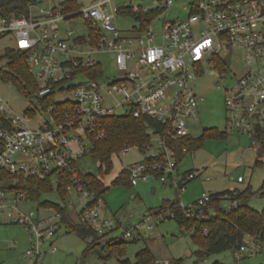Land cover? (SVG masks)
Returning a JSON list of instances; mask_svg holds the SVG:
<instances>
[{
	"label": "built area",
	"instance_id": "built-area-1",
	"mask_svg": "<svg viewBox=\"0 0 264 264\" xmlns=\"http://www.w3.org/2000/svg\"><path fill=\"white\" fill-rule=\"evenodd\" d=\"M112 1L95 0L75 11H64L27 0L26 11L17 14L6 8L5 0H0V39L11 37L12 47L23 53L28 72L37 82L34 95L41 99L64 90L72 94V99L59 102L60 108L51 104L44 107L47 120L36 128L29 125L33 115L25 111L15 114L0 98V113L5 118L0 124V219L25 227L30 241L26 257L41 259V243L53 237L62 223L57 210L46 217L19 209L18 202L31 201L23 191L15 189L21 179L49 175L54 186L67 180V207H73L79 220L96 232L110 233L120 224L101 214L102 199L90 203L93 193L82 185L76 165L92 150L94 141L105 136L103 118L129 114L151 118L162 125V132L150 130L158 137L157 154L149 155L152 160L144 157L132 163L127 170L131 185L150 175L165 184V174L172 175L177 169L167 140L190 135L187 121L196 119L203 100L194 92L192 82L208 65L212 73H223L227 59L234 53L240 55L241 63L238 75L232 76L234 85L225 89V130L247 135L253 149L264 153V0H187V16L175 20L164 16L160 33L154 32L152 24L167 11L172 0H155L152 7L163 8V12L135 34L119 30L114 18L125 6L112 5ZM131 7L134 11L149 9ZM75 17L85 23L86 34L74 36L71 28L61 26ZM85 47L88 50L84 51ZM109 51L115 53L121 75L103 84L102 74L91 78L85 71L99 64L90 59L92 54ZM107 96H114L115 102L106 103ZM130 148L139 150L134 145L121 152ZM185 177L193 178L194 173ZM180 180L179 189L183 187ZM237 181L241 182L242 177ZM5 182L9 186L4 187ZM209 199V193H204L195 204L202 206ZM186 214L197 217L193 211ZM52 218L55 221L50 222ZM148 219L147 216L134 228L125 229L123 236H131ZM262 247L246 235L234 254L240 259ZM155 263L170 264L167 260Z\"/></svg>",
	"mask_w": 264,
	"mask_h": 264
},
{
	"label": "rangeland",
	"instance_id": "rangeland-1",
	"mask_svg": "<svg viewBox=\"0 0 264 264\" xmlns=\"http://www.w3.org/2000/svg\"><path fill=\"white\" fill-rule=\"evenodd\" d=\"M28 1H34L41 6L50 4L60 7L70 0ZM74 1L80 8L95 0ZM154 1L113 0L112 5L152 8ZM186 5L187 0H172L167 11L152 24L154 32L160 33L164 16L168 20L185 18L188 14ZM114 22L125 33L132 27L139 26L130 14L116 15ZM62 25L71 28L74 36L87 33V27L79 17L71 18ZM13 43L9 36L0 39V68L6 67L7 59L4 57V52L6 48L12 47ZM83 49L88 50L86 47ZM234 54L227 59V68L223 73H212L211 66L208 65L204 73L192 82L194 92L203 97V100L199 103L196 119L187 121V129L191 137H200L204 129L214 128L217 131L226 129L225 89L234 85L232 76L238 75L241 63L240 55ZM115 58L116 55L112 51L91 55L90 59L99 62L102 68L100 83L106 84L121 75L116 67ZM0 98L7 101L15 114L32 110L33 118L29 125L33 128L47 120L41 100L35 95L25 96L19 93L11 82L0 79ZM68 99H72V94L67 90L52 95L54 102ZM105 102L111 104L115 102V97L107 96ZM116 111L122 112V110ZM149 133L150 140L145 148L142 150L130 148L126 153L113 154L109 168L88 153L76 161L82 174L90 173L105 187L102 193L101 214L116 220L120 225L108 233L100 244H105L111 236L115 237L117 242L122 241L124 250L119 258L114 254L108 255L100 246L84 255L87 241L69 232L62 224L56 228L53 237L46 238L41 243L40 249L44 252L41 259L26 257L25 251L30 248V241L25 227L2 218L0 219V264H120L119 260L123 258L134 261L137 251L145 246L151 250L156 260H167L170 264H212L215 261L222 264H264V247L257 253L245 254L240 259H236L232 250L210 254L205 259L201 258L197 255L200 246L191 238V232L181 229L175 220L165 218L168 213L156 214L167 200L177 198L181 206L193 208V203L204 193L213 194L234 189L243 191L247 187H250L252 192L248 206L260 211L264 207V199L259 194L264 184V154L260 159L261 163L257 165V152L250 145L247 135L237 131L228 132L225 137H206L201 147L185 153L172 175L165 174V184L154 175H150L147 180H139L136 185H130L124 178L114 183V180L124 174L132 163L157 154L158 137L150 131ZM188 172L194 173L195 177L179 189L177 184L180 178L186 176ZM239 176L242 177L241 182L237 181ZM2 185L9 186L6 182ZM69 198L68 196L66 201ZM41 199L62 204L61 197L55 190L43 194ZM17 205L22 211L32 210L39 216L48 217L55 214L54 208L38 206L34 201H20ZM223 205L226 203L223 202ZM69 211L73 214L75 209L69 207ZM147 216L148 221L142 223L143 226L138 231H132L131 236H123L125 229L134 228ZM51 221H55L54 218ZM248 245H252L251 241ZM52 247H55L54 252L51 251Z\"/></svg>",
	"mask_w": 264,
	"mask_h": 264
},
{
	"label": "trees",
	"instance_id": "trees-1",
	"mask_svg": "<svg viewBox=\"0 0 264 264\" xmlns=\"http://www.w3.org/2000/svg\"><path fill=\"white\" fill-rule=\"evenodd\" d=\"M7 9L14 10L17 14L26 11L27 0H5ZM64 11H75L79 9L78 4L74 0H70L60 6ZM163 12V8H151L147 11L139 9L134 11L132 7L119 9L118 15L130 14L139 24L136 27V33L142 32L152 19ZM4 57L7 59L5 68H0V79L6 82H11L19 93L25 96H32L37 90L36 79L28 72L27 65L23 59V53L13 47L6 48ZM223 68V63L220 64ZM225 65V63H224ZM86 74L95 78L102 74L100 64L95 67L86 69ZM43 107L54 105L55 108H60L62 103L54 102L52 95L41 98ZM69 108V105H64ZM33 115L32 111L26 110ZM4 116L0 113V124L4 123ZM102 126L105 130V136L94 141L91 154L95 160L103 163L107 168L110 166V158L113 154L119 153L125 147L137 145L139 150L145 148L150 140V130L162 132L163 127L155 120L147 117L135 118L129 114L113 115L103 118ZM227 131H217L214 128L204 129L203 134L198 138H193L190 135L179 138L177 140H167V144L172 148L176 159V168L179 161L187 152L194 151L202 146L206 137H225ZM182 148H185L183 151ZM263 152H257L256 164H260V159ZM147 160H152V156H146ZM79 170V169H78ZM192 173V172H188ZM187 173V174H188ZM82 185L93 193V201L98 198L102 199V193L105 191L103 183L95 178L90 173L82 174L79 171ZM195 177V174H194ZM193 177V178H194ZM125 179L129 184L128 170L120 177L114 180V183L120 179ZM192 179V178H190ZM184 175L180 180V185L190 180ZM68 181H60L57 186L51 181L49 175L31 176L20 180L16 186V190L23 191L27 198L36 202L38 206L54 208L61 213V223L69 232L75 233L78 237L87 241L86 249L83 254H87L97 247L110 254L120 257L123 254L124 246L122 241H116V238L111 236L105 244H100L101 240L109 233H98L88 223L80 221L78 215L71 214L67 207L66 185ZM131 185V184H130ZM56 191L61 197L62 204L58 205L46 199H41L45 193ZM264 199V184L259 193ZM210 199L202 206H196L193 203V208L180 205L178 199L167 200L157 213H168L165 218H171L176 221L181 229L191 232V238L200 246L197 255L201 258L214 253H219L226 250L233 252L243 243L246 235L264 245V207L258 211L248 206V200L252 195L250 187L243 191L227 190L225 192L209 193ZM223 202L226 205H223ZM188 211H193L197 217L187 216ZM173 214V217H171ZM156 259L151 250L145 246L135 254V260L130 261L127 258L119 260L120 264H156ZM212 264H222L215 261Z\"/></svg>",
	"mask_w": 264,
	"mask_h": 264
},
{
	"label": "crops",
	"instance_id": "crops-1",
	"mask_svg": "<svg viewBox=\"0 0 264 264\" xmlns=\"http://www.w3.org/2000/svg\"><path fill=\"white\" fill-rule=\"evenodd\" d=\"M125 7H130V6H125ZM152 8H156V7H152ZM151 9V8H149ZM118 15V14H117ZM115 19V18H114ZM136 27H132L130 30H128V32L125 33L124 30H120L123 34H135L136 33ZM173 200H176V199H173Z\"/></svg>",
	"mask_w": 264,
	"mask_h": 264
}]
</instances>
